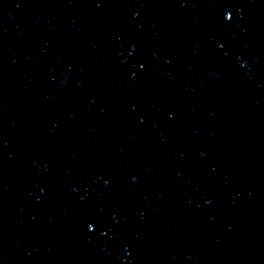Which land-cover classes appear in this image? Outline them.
Here are the masks:
<instances>
[{"label": "water", "instance_id": "1", "mask_svg": "<svg viewBox=\"0 0 264 264\" xmlns=\"http://www.w3.org/2000/svg\"><path fill=\"white\" fill-rule=\"evenodd\" d=\"M217 264H264V26L234 153Z\"/></svg>", "mask_w": 264, "mask_h": 264}, {"label": "snow or ice", "instance_id": "2", "mask_svg": "<svg viewBox=\"0 0 264 264\" xmlns=\"http://www.w3.org/2000/svg\"><path fill=\"white\" fill-rule=\"evenodd\" d=\"M223 18H224L226 21H227V20H230V19H231V14H230L229 12L225 11ZM88 227H89V230H91L92 225L90 224Z\"/></svg>", "mask_w": 264, "mask_h": 264}]
</instances>
